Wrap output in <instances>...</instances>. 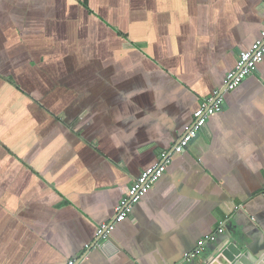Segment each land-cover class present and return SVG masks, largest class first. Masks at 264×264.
I'll return each instance as SVG.
<instances>
[{
    "label": "crops",
    "instance_id": "crops-1",
    "mask_svg": "<svg viewBox=\"0 0 264 264\" xmlns=\"http://www.w3.org/2000/svg\"><path fill=\"white\" fill-rule=\"evenodd\" d=\"M263 31L264 0H0V264H229L231 247L264 249V61L174 152Z\"/></svg>",
    "mask_w": 264,
    "mask_h": 264
},
{
    "label": "built area",
    "instance_id": "built-area-1",
    "mask_svg": "<svg viewBox=\"0 0 264 264\" xmlns=\"http://www.w3.org/2000/svg\"><path fill=\"white\" fill-rule=\"evenodd\" d=\"M263 61L264 31L249 51L240 54L236 67L227 74L223 88L216 90L210 98L205 99L198 110L195 111L192 125L187 128L185 134L176 145L174 152L183 153L188 148L191 142L205 128L208 120L212 116L223 111L225 104L224 93L237 89L248 76L257 71L258 66ZM169 163L170 160L168 158L163 159V161L144 171V173L133 182L129 189L128 196L122 204L116 208L114 221L98 229L97 236L99 238H109L115 229V224L123 222L132 214L134 206L141 201L142 196L151 191L157 181L166 173ZM262 195L264 196V188ZM222 233H224L223 227H221L215 235H207L198 243V249L195 253L191 255L187 254L186 257L194 258L195 254H199L202 247H204L208 241H214L216 236ZM67 264H78V261L71 260Z\"/></svg>",
    "mask_w": 264,
    "mask_h": 264
},
{
    "label": "water",
    "instance_id": "water-1",
    "mask_svg": "<svg viewBox=\"0 0 264 264\" xmlns=\"http://www.w3.org/2000/svg\"><path fill=\"white\" fill-rule=\"evenodd\" d=\"M229 264H264V249L254 253L247 247H238L237 256Z\"/></svg>",
    "mask_w": 264,
    "mask_h": 264
},
{
    "label": "bare ground",
    "instance_id": "bare-ground-1",
    "mask_svg": "<svg viewBox=\"0 0 264 264\" xmlns=\"http://www.w3.org/2000/svg\"><path fill=\"white\" fill-rule=\"evenodd\" d=\"M237 254H238V249L236 247H231L230 251L227 253V256L233 259L237 256Z\"/></svg>",
    "mask_w": 264,
    "mask_h": 264
},
{
    "label": "rangeland",
    "instance_id": "rangeland-1",
    "mask_svg": "<svg viewBox=\"0 0 264 264\" xmlns=\"http://www.w3.org/2000/svg\"><path fill=\"white\" fill-rule=\"evenodd\" d=\"M116 26H119V25H106V27H110V28H113V29H114V27L116 28ZM117 32H119L118 29H117Z\"/></svg>",
    "mask_w": 264,
    "mask_h": 264
}]
</instances>
